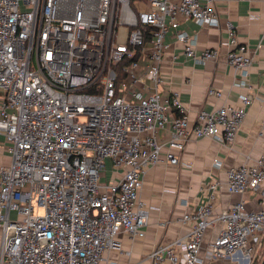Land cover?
<instances>
[{"label": "built area", "instance_id": "2783aa9c", "mask_svg": "<svg viewBox=\"0 0 264 264\" xmlns=\"http://www.w3.org/2000/svg\"><path fill=\"white\" fill-rule=\"evenodd\" d=\"M213 2L0 0V145L10 157L0 167V264H100L107 250L121 248L119 234L146 236L149 212L139 195L151 168L177 165L189 140L234 143L253 93L240 97L241 106L201 110L193 122L178 93L159 89L169 34L195 64L222 54L199 50L198 35L182 30L181 19L221 29L228 64L249 77L254 58ZM137 55L121 80L120 64ZM109 164L116 181H104ZM226 176L230 193L259 191L264 154ZM182 222L187 233L156 246L148 256L154 264L199 263L205 234L218 225L212 258L241 253L252 264L264 209L249 210L241 200L216 211L208 202Z\"/></svg>", "mask_w": 264, "mask_h": 264}, {"label": "crops", "instance_id": "0c3cea01", "mask_svg": "<svg viewBox=\"0 0 264 264\" xmlns=\"http://www.w3.org/2000/svg\"><path fill=\"white\" fill-rule=\"evenodd\" d=\"M212 6L222 25L232 21L240 42L248 46V54L254 58L249 77L244 81L228 64V50L222 45L226 35L221 29L181 19L182 30L198 35L199 50L220 48L222 54L204 65L195 64L185 57L175 35L169 34L166 38L169 48L161 64L164 83L159 89L165 95L178 93L193 122L201 110H213L224 104L241 106L240 97L249 92L253 93L254 101L234 143L223 144L212 138L189 140L184 151L177 153V165L162 162L147 172L139 195L149 212L146 236L132 239L126 233L119 234L121 248L107 250L100 264H154L148 258L152 250L183 237L188 229L182 222L183 216L208 202L216 211L241 200H245L249 210L264 209V184L257 192L230 193L226 176L228 168L243 164L254 166L264 154V0H214ZM209 88L222 91L223 96L210 95ZM169 137V130L161 135L163 141ZM216 161L223 166L216 167ZM9 163L10 157L0 145V167ZM119 176L109 164L104 181H116ZM215 181L220 185L213 192L209 185ZM219 228L218 225L207 230L197 264H247L241 253L231 258H212L209 244Z\"/></svg>", "mask_w": 264, "mask_h": 264}, {"label": "trees", "instance_id": "16d2710c", "mask_svg": "<svg viewBox=\"0 0 264 264\" xmlns=\"http://www.w3.org/2000/svg\"><path fill=\"white\" fill-rule=\"evenodd\" d=\"M138 58V55L136 56V57H134V58H126L121 64H120V66H119V69H118V71H119V77H120V79L122 80V79H124L125 77H126V75H125V72L123 71V68L125 67V66H129L134 60H136Z\"/></svg>", "mask_w": 264, "mask_h": 264}, {"label": "rangeland", "instance_id": "374dc122", "mask_svg": "<svg viewBox=\"0 0 264 264\" xmlns=\"http://www.w3.org/2000/svg\"><path fill=\"white\" fill-rule=\"evenodd\" d=\"M263 258H264V233L262 235V245H261V248L258 251L257 255L255 256V259L253 260V263L252 264H261Z\"/></svg>", "mask_w": 264, "mask_h": 264}, {"label": "water", "instance_id": "95a60500", "mask_svg": "<svg viewBox=\"0 0 264 264\" xmlns=\"http://www.w3.org/2000/svg\"><path fill=\"white\" fill-rule=\"evenodd\" d=\"M261 264H264V258H263V260H262Z\"/></svg>", "mask_w": 264, "mask_h": 264}]
</instances>
